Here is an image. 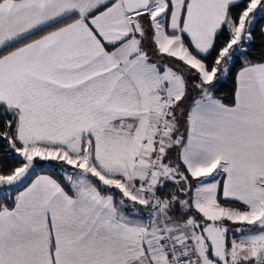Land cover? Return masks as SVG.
Masks as SVG:
<instances>
[{
  "label": "snow or ice",
  "instance_id": "1",
  "mask_svg": "<svg viewBox=\"0 0 264 264\" xmlns=\"http://www.w3.org/2000/svg\"><path fill=\"white\" fill-rule=\"evenodd\" d=\"M258 13L264 0H0V140L20 160L0 172V264H264ZM238 56L229 105L215 82ZM186 73L199 98L181 131ZM36 159L67 168L23 187Z\"/></svg>",
  "mask_w": 264,
  "mask_h": 264
},
{
  "label": "trees",
  "instance_id": "2",
  "mask_svg": "<svg viewBox=\"0 0 264 264\" xmlns=\"http://www.w3.org/2000/svg\"><path fill=\"white\" fill-rule=\"evenodd\" d=\"M234 11H238V10H234ZM263 25H264V14H259L256 17L254 25L251 28L253 39L250 42H248L247 52L245 53L249 62L251 63L264 62V33L262 32ZM224 39L225 37H221L220 43H223ZM241 67H242V60L238 56L235 63L231 65V70L229 74H227L223 80L219 82H215L214 96L220 99L221 101H223L225 104L230 105L234 102V79H235L236 72ZM190 87L191 85H189L188 91ZM196 93L198 94V91ZM197 98H199V96H197ZM193 101L194 99L191 96H189L186 103H189V106H190ZM176 155L174 153V157H176ZM19 164H20V160L14 158L10 154V151L7 148L6 144L2 140H0V172L9 171L11 168L15 166H19ZM40 171L41 170L37 172L31 171L29 174V177H31L32 175ZM47 174H50L53 177L58 178V180L61 178V174H56L55 172L47 173ZM194 184H195V181H193V185ZM171 190H172V185L169 184L168 188L165 189V192L171 191ZM0 202L3 204H7V206H9L11 203V199L5 200V199L0 198Z\"/></svg>",
  "mask_w": 264,
  "mask_h": 264
},
{
  "label": "rangeland",
  "instance_id": "3",
  "mask_svg": "<svg viewBox=\"0 0 264 264\" xmlns=\"http://www.w3.org/2000/svg\"><path fill=\"white\" fill-rule=\"evenodd\" d=\"M259 14H261V13H258L257 16ZM254 22H255V20H254ZM254 22H253V25H254ZM154 59H155V57H154ZM169 63H172L173 66H176L177 64H179V62H171V61H169ZM186 76L188 78L189 85H191V87H190V89L188 91V98H189V96H191L195 100V99H197V96H199V94L196 93L198 90L195 89L194 86H193L194 83H195V78L191 74H188V73H186ZM224 77L225 76H222L219 81L223 80ZM188 98H187V100H188ZM187 100L184 102L183 107L181 108L180 112L177 113V115H178V117L180 119L181 131H183V121L185 119L184 116H185L186 110L188 109V106H189V103H186ZM181 112H183L184 115H181ZM174 153H175V155L177 154L175 150H173L172 153H171L173 159H175ZM63 168H67V166L62 165V163H60V162H57V161H44V160L36 159L34 161V168H33L32 172H37V171L41 170L40 172H44V173H52V172H55L56 174H61L62 175L61 169H63ZM68 170L70 171V169H68ZM141 212L143 214H146V217L148 216L147 211H141ZM228 226L230 228V231L228 233V240H229V242L231 241V239H232V237L234 235L237 236V238H239V235L240 234H237L234 231V229H235L236 226H230V225H228Z\"/></svg>",
  "mask_w": 264,
  "mask_h": 264
},
{
  "label": "crops",
  "instance_id": "4",
  "mask_svg": "<svg viewBox=\"0 0 264 264\" xmlns=\"http://www.w3.org/2000/svg\"><path fill=\"white\" fill-rule=\"evenodd\" d=\"M262 29H264V25H263V27H262ZM264 33V32H263ZM264 63V62H263ZM239 71V70H238ZM237 71V72H238ZM237 72H236V74H237ZM236 74H235V79H234V93H235V90H236V87H237V84H236ZM189 108V107H188ZM188 110V109H187ZM187 110H186V113H187ZM186 113H185V116H186ZM184 116V117H185ZM184 122H185V119H184V121H183V130H184ZM38 175H50V174H47V173H44V172H38V173H36V174H34V175H32L31 177H29L27 180H26V182L23 184V187H26L28 184H30L31 183V181L32 180H34L35 178H36V176H38ZM50 176H52V175H50ZM53 177V176H52ZM53 178H55V179H58V178H56V177H53ZM218 179H219V177H217ZM209 179H211V178H209ZM222 182V181H221ZM196 183V182H195ZM195 185V184H194ZM13 194H15V193H13ZM118 199H119V196H118V194H117V201H118ZM3 203H1L0 202V205H2ZM13 205V201L11 200V203H10V205H9V207H11ZM140 216H142V217H144L145 218V222H147V220H146V214H143L142 212L140 213ZM230 226H235V225H231V224H229Z\"/></svg>",
  "mask_w": 264,
  "mask_h": 264
}]
</instances>
